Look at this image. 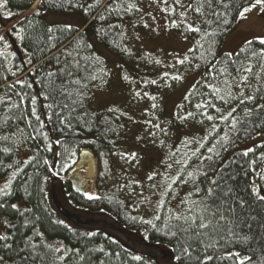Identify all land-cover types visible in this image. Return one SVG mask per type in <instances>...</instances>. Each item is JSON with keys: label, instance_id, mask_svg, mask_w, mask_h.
I'll use <instances>...</instances> for the list:
<instances>
[{"label": "trees", "instance_id": "trees-1", "mask_svg": "<svg viewBox=\"0 0 264 264\" xmlns=\"http://www.w3.org/2000/svg\"><path fill=\"white\" fill-rule=\"evenodd\" d=\"M37 1L0 0V36L7 42H0V187L4 186L1 180L11 176L12 181L11 195L0 196V203L4 204L0 208V224H6V235L10 237L6 242L0 241L3 264H151L146 255L140 256L141 260H135L133 257L136 255L102 230L89 231L64 223L61 215L78 221L56 199L49 196V201V190L51 192V186L54 187L58 181L63 183L65 196L71 206L109 214L123 230L141 233L151 244L168 246L178 264H237L235 256H228L236 252L241 257H251L245 264H264V201H259L250 192L252 182L264 185V181L259 180L253 171L264 170V160L260 159L264 154V143L255 144L248 156H243L244 152H235L225 161L226 155L237 146L264 135V109L259 107L264 105V57L252 55L253 51L259 53L261 50L259 40H252V45L245 43L237 52L239 55H233L231 61L227 59V54L220 56L225 39L236 29L240 20L237 6H232L237 4V0H223L224 4L229 5L227 8L218 0H213L212 9H203L204 15L187 7L189 4L195 6L196 0H180V3H176V0H167V3L158 0L165 9L170 30L187 38L192 49H197L189 52L185 63L186 69L201 74V78L177 106L176 116L170 125L176 138L170 152L164 154L160 163L158 182L161 196L153 209L146 211L137 202L129 200L118 185L108 182L112 161L122 155L126 148L130 150L133 126L141 122L135 119L137 108L136 104H132V96H129L124 107L110 102L101 108L95 105L94 92L98 93L104 85H109L111 79L110 67L91 45L90 36L96 35L100 45L124 59L128 69L121 68L122 79L127 85L135 81L139 84L144 82L143 85L151 86L152 90L157 87L160 78H166L165 73L159 76V71L155 70V57L139 51L136 43L143 23L148 18L143 13V7L153 0H40L38 7L32 10ZM247 3L248 0H239V4L246 6ZM130 4L134 7L128 11ZM213 10L221 13V20L226 17L230 23L221 24L218 28L219 21L212 14ZM37 11L39 15H35ZM49 13L78 14L85 23L81 29L71 30L62 25L50 26L46 20ZM205 20L212 23H205ZM185 21L194 23L202 32L216 30L217 35L202 39V32L187 31ZM49 28L53 31L48 32ZM77 41H81L77 57L80 67L74 69L73 78L81 79L87 88L82 105L77 106L72 113V127L66 128L59 124L56 109L47 107L52 100L45 99V96L51 97L56 85L67 83L68 77L62 71L65 59L60 56L57 62L54 56L65 48L71 49ZM199 43L204 44V49H199ZM53 44L55 47H51ZM208 51L212 55H207ZM217 61L221 63L217 64ZM241 61L252 67V73L247 74L248 81L243 84L239 83L236 72ZM101 66L106 73L103 77L105 82L84 79L94 68L99 69ZM220 67L226 68L231 74L227 79L232 84L234 98L227 104L206 86L209 83L221 85L225 77L216 72ZM48 73L55 75L48 76ZM213 73L216 74L215 80L212 79ZM125 76L128 79H124ZM152 79L156 83H152ZM21 80L24 81L23 86L16 83ZM178 85V80H174L173 86ZM73 87L69 85V88ZM249 95L255 99H245L243 104L236 99ZM205 101L215 105V108L195 107ZM33 107L40 121L32 115ZM216 108L221 111L218 113ZM232 108L236 109L233 116L238 121L234 130L229 121L219 119ZM246 109H252V112L246 114ZM189 112L193 115L187 116ZM201 112L215 119L209 121ZM185 116L187 118H181ZM41 121L44 124L42 129L39 128ZM62 127L63 131L60 130ZM40 132L47 135H41ZM225 133L229 135V142L223 148L217 145L220 154L211 162L215 171L210 170L209 162L201 163L199 157L209 155L207 149ZM201 143L203 147H200ZM197 148L199 152L193 155ZM27 150L31 156L23 161L21 155ZM83 150L91 151L98 160V197L95 199L77 193L66 179ZM136 156L140 158V153ZM252 160L257 163L251 164ZM177 161H186V166L182 167ZM197 168L207 171L209 177L220 171L226 176L234 175L235 179L228 182L238 189V195L245 204L236 207L234 215L240 218V223L232 227L240 236H247V241L230 236L228 225L216 230L212 239L203 237V243L194 238L189 240L187 234L177 231L176 225L180 222L171 218L174 210L178 212L184 207L181 200L189 201L190 206L192 200L204 195L203 191L196 193V185L201 189L208 185L207 178L202 174L198 173L195 181L187 177V172ZM14 172L16 175L13 177ZM181 173L183 175L172 185V190L162 195L167 185L171 184V178ZM185 180L189 182L185 183ZM47 182L51 184L47 186ZM19 201L23 202L22 205L15 209L11 207ZM52 202L56 207L51 205ZM157 216L159 219H156ZM172 232L177 234L174 236ZM4 243L11 244V248L4 247ZM189 243L192 244L191 259L176 260L183 247ZM209 243H213V246L206 248ZM55 248L61 251L56 252ZM209 255L213 259L205 260Z\"/></svg>", "mask_w": 264, "mask_h": 264}, {"label": "rangeland", "instance_id": "rangeland-1", "mask_svg": "<svg viewBox=\"0 0 264 264\" xmlns=\"http://www.w3.org/2000/svg\"><path fill=\"white\" fill-rule=\"evenodd\" d=\"M39 3L40 0L36 2L32 10L36 9ZM143 13L148 18L137 36V48L142 53L155 57V70L159 71V76L163 72L168 74L166 78H160L157 87L152 90H150L151 86H144V82L139 84L135 81L131 82L132 86L127 85L122 79L123 70L121 68L128 69L124 59L100 45L97 36L94 34L90 36V43L99 56L109 65L111 79L109 85H104L98 93L94 92L95 105L101 108L106 102H110L124 107L129 96H132V104H136L137 108L135 119L141 122L138 126H133L134 131L132 130L130 136L132 137L130 138L132 144L130 150L126 148L127 150L122 155L112 161L108 182L118 185L129 200L137 202L146 211L153 209L154 203H158L159 196H161L158 182L159 174H161L160 163L164 154L170 152L176 138L173 131L170 130V125L176 116L177 106L201 78V74L186 69V63L177 62L188 57L192 44L187 38L170 30L165 9L160 2L153 0L151 3H147L143 7ZM247 15L249 18L240 19L236 29L225 39L220 56L229 53H232L233 56L237 54L246 41L258 40L257 37L264 36V19L259 16L256 10ZM46 20L50 26L71 25V28L74 29H81L85 23L78 14L49 13ZM173 74L182 77L178 80L179 85L177 87L173 86L174 80L171 79ZM136 93L140 95L137 96ZM152 97L156 99L153 100ZM153 104H156L157 107L153 108ZM157 124L159 128L155 127ZM162 129L163 131H161ZM259 143H264V135L237 146L226 155L225 161L232 153L248 151ZM132 153H135V159L129 155ZM137 154L140 158L136 156ZM30 156L29 150L21 155L23 161L28 160ZM150 176L153 178L149 179ZM10 179L11 176L6 180L3 179L4 181L1 180V185H5ZM96 181L91 183L90 188L86 190L83 196L87 198L89 195L98 197ZM50 184L47 182V186ZM54 185V187L51 186L52 191L49 190V195L47 193L49 201L51 198L56 199L64 209L74 215L78 222L73 217L61 215L62 221L70 227L89 231L102 230L134 255L148 256L151 264H178L168 246L151 244L145 240L143 234L123 230L115 219L107 213L93 212L85 208L71 206L65 196L63 183L58 181ZM22 203L19 201L17 206L22 205ZM51 205L56 207L53 202ZM5 227L4 222L0 224L1 235H6Z\"/></svg>", "mask_w": 264, "mask_h": 264}, {"label": "snow or ice", "instance_id": "snow-or-ice-1", "mask_svg": "<svg viewBox=\"0 0 264 264\" xmlns=\"http://www.w3.org/2000/svg\"><path fill=\"white\" fill-rule=\"evenodd\" d=\"M43 2V0H42ZM164 3H167V0H163ZM212 2L213 0H196V5L193 6L192 4H189L187 7L191 8L193 11H195L198 14L204 15L203 9L208 8L212 9ZM218 2L224 7L227 8L229 7L228 4H224L223 0H218ZM176 3H180V0H176ZM232 6H237V16L241 20H246L248 19V13L253 12V10H256L258 14L261 17H264V0H248L247 5L239 4V0H237L236 5ZM134 5H129L128 6V11H131ZM174 11V9H171ZM212 14L217 18L219 21L217 27L219 28L220 25H228L230 21L225 17L221 20V13L215 12L213 10ZM35 15H39V11L35 13ZM181 15H185V13H181ZM103 18V17H101ZM186 23V29L187 31L190 32H196V33H201L202 30L199 27H196L194 23ZM205 23L211 24L212 21L205 20ZM15 27V26H14ZM67 30H71V25L66 26ZM20 32L23 31L22 28L19 29ZM53 29L49 28L48 32H52ZM217 35V31L213 30L211 32L208 31H203L202 32V39H206L209 36L215 37ZM22 38V37H21ZM259 40L261 47V50L259 53H256L255 51L252 52L253 56L259 55L260 57H264V36L257 37ZM0 42H4L5 44L7 43L4 40L3 36H0ZM81 41H77L74 46L69 48H65L60 52L59 55L54 56V59L59 62L60 56H63L65 59V67L62 70L65 75L68 77L67 83H62L60 85H56L55 88L53 89V93L51 97L45 96V99H51L52 102L47 105L49 109H56V116L58 118V122L60 125L66 127V128H71L72 127V119L74 118L72 113L75 112L76 107L79 105H82L83 99L85 97V89L87 88V84L84 83L81 79L78 78H73V71L74 69H78L80 67V60L77 59L79 56V46H80ZM247 44L252 45L253 41L248 40L246 41ZM51 47H55V45H51ZM199 49H204V44L199 43L198 44ZM211 48V45H209ZM190 52H195L197 49H190ZM207 55H212L211 51L207 52ZM239 55V54H237ZM232 53L228 54L227 59L231 61ZM87 59V58H84ZM188 60L187 57L184 59H180L177 62L180 64H184ZM159 62V61H157ZM31 63V61H29ZM217 64L221 63L219 61L216 62ZM232 63H235L234 61ZM196 67H199V65H196ZM216 72H218L221 76L225 77L221 81V85L218 86L213 83H209L206 86L208 88H211L213 93L218 96V98L225 104L229 103L231 99H233V94L231 92V87L232 84L229 79H227L228 76L231 74L226 71V68L220 67L216 69ZM236 72L239 75V83L243 84L248 81L249 76L247 74L252 73V67L250 65H245L243 61L240 62V66L236 68ZM48 76H54V73H48ZM104 75H106L104 68L101 66L99 69H93V72L90 73L87 77L84 79H90L93 81L99 80L101 82H105L103 80ZM168 74L165 73V76ZM124 79H128L127 76L124 77ZM171 79L173 80H180L182 79L181 76L176 75L172 76ZM212 79H216V74H212ZM16 83L20 84L21 86L24 85V81H17ZM152 83H156L155 80L152 81ZM69 85L75 86L73 88H69ZM10 87H14V85H10ZM137 96H139V93H136ZM61 97L63 99L58 100L57 98ZM241 97H243V93H241ZM153 100H155V97H152ZM236 99L239 100V103L243 104L245 103V99L247 101H253L255 97L249 95L246 98H239L237 97ZM68 101V102H66ZM70 102V103H69ZM23 103V101H21ZM32 103L33 105L35 104V97L32 98ZM15 107H19V105H14ZM214 107L215 105H210L207 101L198 103L195 107L197 109H203L207 107ZM153 108L157 107L156 104L152 105ZM182 107V106H181ZM261 109H264V105L259 106ZM67 109V112L65 110ZM218 113L221 111L220 108L215 109ZM109 111H113V109H109ZM236 111L235 108L230 109L227 114L221 115L219 119L224 120V121H229L233 130L235 129L236 124L238 121L235 119L233 116V113ZM252 112V109H246V114H250ZM61 113H64V115H61ZM202 115H205L209 121L215 119L211 115H207L206 112H201ZM32 115L35 117L37 121H40V116L36 114V110L33 107L32 109ZM193 114L191 112L187 113V116H192ZM181 117L182 119L187 118ZM49 120L52 119L51 116L48 117ZM44 127L43 122L41 121L39 124V128L42 129ZM155 127L159 128V125H155ZM215 127V126H214ZM61 131L64 130L62 127L60 129ZM39 131V130H38ZM163 131V129L161 130ZM41 135L46 136V133L40 132ZM34 138V137H33ZM229 135L225 133L223 137H221L219 140L216 141L215 144H213L211 147L207 149V152L209 155H201L199 159L201 160V163L204 161L209 162V169L215 171L212 169L211 162L214 161V158L219 156V151L217 149V145H220L221 148H223L228 142H229ZM57 144L60 143V141H56ZM161 143H163L161 141ZM200 147H203V144L201 143ZM252 151V149H249L248 151H245L243 153V156H248L249 152ZM199 152V148L193 152V155H196V153ZM133 159H135V153L129 154ZM261 160H264V154L261 155L260 157ZM47 163V161H45ZM177 163H181L182 167L186 166V161H177ZM251 164H256V160H252L250 162ZM171 167V165H169ZM255 172L256 176L259 178V180L264 181V170H261L259 172H256L255 169H253ZM202 174L204 177L207 178L208 180V185L204 188L201 189L199 185H196L195 191L197 194H199L201 191H203L204 195L198 199L192 200L191 204L189 206V201L187 200H181V205L184 207L181 208L180 211H175L173 212L172 219L176 220L178 225L177 231L180 232L181 234H187L188 239H196L200 243H203V237H209V239H212L213 233H215L216 230H218L222 225H228V233L230 236L236 237L238 240H244L247 241L248 237L247 236H240L238 232L233 230L232 225H238L240 223V218L238 216H235L234 213L236 211V207H243L245 204V201L243 198H241L238 195V189L234 188L232 184H230L228 181L229 180H234L235 177L234 175H225L223 171H220L217 173V175L208 176L207 171H203L201 168H197L195 171H189L187 172V177L191 181H195L197 179V175ZM16 175V173H13V177ZM180 175H183V173L177 175L176 177L171 178V184L167 185L165 188V191L162 192V195H166L167 192L172 190V185L177 182V180L180 179ZM153 177L150 176L149 179H152ZM189 180H185L184 182L187 183ZM11 183L12 181L9 180L3 187H0V196L7 197L11 195ZM262 191H264V185H259L256 184L255 182H252L250 192L252 195H254L259 201H264V194H262ZM89 199H95L96 197H93L89 195ZM4 207L3 203H0V208ZM12 208H17V205L12 204ZM156 219H159V216L156 217ZM145 223L151 224V221H144ZM155 226V225H153ZM167 227V226H166ZM177 232H172V235H176ZM41 235L42 234H38ZM10 239L9 236L7 235H0V241L6 242ZM31 239V238H29ZM4 247L11 248V244L4 243ZM33 247H36L35 245H32ZM213 243L207 244L205 247L209 248L212 247ZM192 248V244L189 243L186 247H183L181 255L176 257V260H181L182 258L185 259L186 261L191 259L192 253L190 249ZM54 251L59 252L61 251L60 248H55ZM229 257L235 256L237 258V264H245V261H248L251 259V257H241L239 252L236 253H229ZM135 260H141L142 257L140 256H135L133 257ZM213 257L211 255L207 256L205 260H212ZM0 264H3V257H0Z\"/></svg>", "mask_w": 264, "mask_h": 264}, {"label": "water", "instance_id": "water-1", "mask_svg": "<svg viewBox=\"0 0 264 264\" xmlns=\"http://www.w3.org/2000/svg\"><path fill=\"white\" fill-rule=\"evenodd\" d=\"M80 170L86 171L87 176L85 178L79 175ZM98 172V160L95 155L89 150H83L79 155L77 164L69 173L72 178L67 179L71 182L73 189L83 195L90 188L91 183L97 180Z\"/></svg>", "mask_w": 264, "mask_h": 264}, {"label": "bare ground", "instance_id": "bare-ground-1", "mask_svg": "<svg viewBox=\"0 0 264 264\" xmlns=\"http://www.w3.org/2000/svg\"><path fill=\"white\" fill-rule=\"evenodd\" d=\"M79 175L82 177V178H85L86 176H87V173H86V171L85 170H80L79 171ZM67 178H69V180L72 178V176L71 175H69V177H67ZM66 178V179H67ZM68 180V179H67ZM93 186H94V184H92ZM93 191H95V190H93Z\"/></svg>", "mask_w": 264, "mask_h": 264}]
</instances>
